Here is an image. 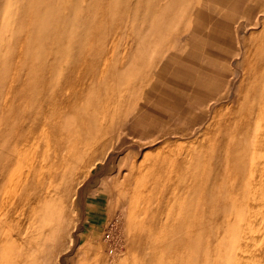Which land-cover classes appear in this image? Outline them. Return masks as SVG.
<instances>
[{
	"label": "rangeland",
	"instance_id": "374dc122",
	"mask_svg": "<svg viewBox=\"0 0 264 264\" xmlns=\"http://www.w3.org/2000/svg\"><path fill=\"white\" fill-rule=\"evenodd\" d=\"M263 104L264 0H0V264H264Z\"/></svg>",
	"mask_w": 264,
	"mask_h": 264
},
{
	"label": "bare ground",
	"instance_id": "6f19581e",
	"mask_svg": "<svg viewBox=\"0 0 264 264\" xmlns=\"http://www.w3.org/2000/svg\"><path fill=\"white\" fill-rule=\"evenodd\" d=\"M263 72V69L262 68H258V69H256L255 70V72L254 73H258V75L260 74V73H262ZM241 84V83H240ZM241 86H238V90H239V88H240ZM232 94V93H231ZM232 97H233V95H231ZM235 99V98H234ZM261 104V103H260ZM262 105V104H261ZM264 105V104H263ZM249 112V111H248ZM217 112H214V114H216ZM251 113V112H250ZM250 115V114H249ZM216 117V116H215ZM257 118H261L259 115L257 116ZM212 120H213V116H212ZM242 120V121H241ZM239 121H241V123H240V130L242 131V133H245L246 132V129H247V124L249 123V121H250V119H249V116H248V114H244V116H242V118H240L239 119ZM262 121H263V125H264V118L262 119ZM213 122H215V124H216V126H218V128H220L221 127V124L220 123H218V121L216 120V121H213ZM262 132V131H261ZM263 136V135H262ZM226 137H227V134H226ZM222 138V137H221ZM263 139H264V137H263ZM222 141V149L223 148H225V151H226V153L225 154H223V153H221V151H218L219 153L217 154V158H218V160H221V158H222V156H223V159H227V154L229 153V151H230V149H231V146L232 145H230V146H228V144H230V143H228V144H225V142H226V140H224V138H222L221 140H220V142ZM220 144V143H219ZM218 145V144H217ZM24 155V154H23ZM214 157V156H213ZM19 158H21V156L19 157ZM215 158V157H214ZM20 160V159H19ZM184 171V170H183ZM182 171V172H183ZM29 172V171H28ZM30 173V172H29ZM177 174V173H176ZM168 177V176H167ZM175 177V176H174ZM181 177V176H180ZM170 179V178H169ZM19 182V181H18ZM37 182H40V181H37ZM12 183V182H11ZM15 183V182H14ZM15 185V184H14ZM13 186V185H12ZM19 187H20V184H19ZM19 187H18V189H19ZM15 190V189H14ZM11 191H13V188H12V190ZM17 191V190H16ZM15 191V192H16ZM20 191V190H19ZM17 192L16 194H14L15 195V197H14V199H15V201L16 200H23L24 198H27L28 197V195H30V192H29V190L28 189H26L25 190V192ZM11 193V192H10ZM13 193V192H12ZM7 196H8V194H7ZM12 196V195H11ZM4 197V196H3ZM13 197H12V199H13ZM8 198V197H7ZM9 198H10V194H9ZM39 196H38V199H36V200H39ZM11 199V198H10ZM10 202V201H9ZM5 204V203H4ZM15 206V205H14ZM3 208H4V206H2V210H3ZM3 216H4V214H3ZM5 217H6V215H5ZM1 220V219H0ZM10 222H11V220H10V218H6V221H5V223L6 224H10ZM12 223V222H11ZM2 225V224H1ZM3 226V225H2ZM8 226V225H7ZM11 227V226H10ZM9 228V227H8ZM6 229V228H5ZM2 231V230H1ZM9 232V231H8ZM2 238V237H1ZM1 238H0V248H1V246H2V250H3V248H4V246L7 244V242L9 241H7V240H5V239H2L1 240ZM11 240V239H10ZM1 257V256H0ZM3 263H5V258H3Z\"/></svg>",
	"mask_w": 264,
	"mask_h": 264
}]
</instances>
